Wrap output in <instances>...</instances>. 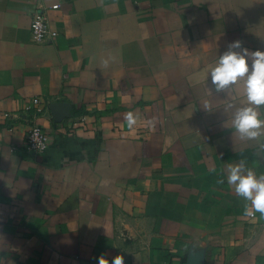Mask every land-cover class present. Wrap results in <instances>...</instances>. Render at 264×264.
I'll return each instance as SVG.
<instances>
[{
	"label": "crops",
	"instance_id": "crops-1",
	"mask_svg": "<svg viewBox=\"0 0 264 264\" xmlns=\"http://www.w3.org/2000/svg\"><path fill=\"white\" fill-rule=\"evenodd\" d=\"M236 40L264 50V0H0V264H264V217L227 184L241 160L264 175V135L233 127L243 80L210 76ZM33 123L44 154L23 147Z\"/></svg>",
	"mask_w": 264,
	"mask_h": 264
},
{
	"label": "clouds",
	"instance_id": "clouds-1",
	"mask_svg": "<svg viewBox=\"0 0 264 264\" xmlns=\"http://www.w3.org/2000/svg\"><path fill=\"white\" fill-rule=\"evenodd\" d=\"M210 76L218 92L243 80L248 106L236 110L233 127L241 139L256 140L264 135V120L259 118L257 112L258 107L264 106V50L250 51L242 47L240 40L233 41L211 67ZM124 119L129 129L137 123V117L131 111L125 114ZM227 173V184L234 187L237 196L249 202L243 208L244 214L260 213L264 217V175L257 177L251 169L245 173L244 160L229 164ZM219 182L224 183L223 180ZM98 264H110V261L101 254ZM111 264H125L123 255H116Z\"/></svg>",
	"mask_w": 264,
	"mask_h": 264
},
{
	"label": "built area",
	"instance_id": "built-area-1",
	"mask_svg": "<svg viewBox=\"0 0 264 264\" xmlns=\"http://www.w3.org/2000/svg\"><path fill=\"white\" fill-rule=\"evenodd\" d=\"M58 7L59 5L55 4L52 9H57ZM29 30L31 39L35 42L47 41L57 35V31L49 27L47 14L42 9H36L32 13ZM39 102H41L39 97L33 99L34 104ZM36 111L40 112L41 108L36 107ZM83 118L82 116L80 119L82 120ZM78 122V120H75L73 124ZM50 141V134L41 126L33 123L25 132L23 147L28 153L44 154L50 147Z\"/></svg>",
	"mask_w": 264,
	"mask_h": 264
},
{
	"label": "water",
	"instance_id": "water-1",
	"mask_svg": "<svg viewBox=\"0 0 264 264\" xmlns=\"http://www.w3.org/2000/svg\"><path fill=\"white\" fill-rule=\"evenodd\" d=\"M50 109L53 116V121L56 123L62 122L65 118L71 116L70 106L65 102H52Z\"/></svg>",
	"mask_w": 264,
	"mask_h": 264
}]
</instances>
